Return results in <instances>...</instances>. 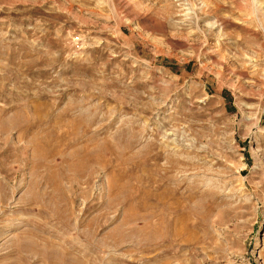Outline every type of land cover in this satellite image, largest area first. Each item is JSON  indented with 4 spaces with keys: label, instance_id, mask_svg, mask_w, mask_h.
<instances>
[{
    "label": "rangeland",
    "instance_id": "obj_1",
    "mask_svg": "<svg viewBox=\"0 0 264 264\" xmlns=\"http://www.w3.org/2000/svg\"><path fill=\"white\" fill-rule=\"evenodd\" d=\"M0 264H264V0H0Z\"/></svg>",
    "mask_w": 264,
    "mask_h": 264
}]
</instances>
